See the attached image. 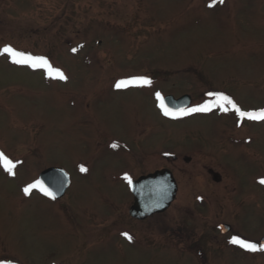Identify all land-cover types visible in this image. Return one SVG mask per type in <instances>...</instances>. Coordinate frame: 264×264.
<instances>
[{"label": "rangeland", "instance_id": "374dc122", "mask_svg": "<svg viewBox=\"0 0 264 264\" xmlns=\"http://www.w3.org/2000/svg\"><path fill=\"white\" fill-rule=\"evenodd\" d=\"M209 2L0 0V49L67 77L0 55V152L16 164L14 176L0 166V264H196L187 246H219V221L264 237V122L216 107L172 120L156 98L189 95L190 110L222 93L264 109V0ZM134 77L151 85L115 88ZM50 167L70 176L64 199L25 195ZM162 169L175 201L132 219L129 180Z\"/></svg>", "mask_w": 264, "mask_h": 264}, {"label": "snow or ice", "instance_id": "6c2138e0", "mask_svg": "<svg viewBox=\"0 0 264 264\" xmlns=\"http://www.w3.org/2000/svg\"><path fill=\"white\" fill-rule=\"evenodd\" d=\"M219 4H223L224 0H210L208 3L209 8H213ZM73 51H76L73 49ZM0 55H7L13 64L17 65H24L31 67L33 69L36 68H43L48 73L49 77L52 79H59V80H66L67 77L64 75L62 71L59 69H53L49 61L44 57L33 56L30 54H26L21 51H17L11 46H5L3 49H0ZM150 86L151 81L145 77H134L128 80H119L115 83V88L120 90L127 88L128 86ZM208 96L211 98L209 102L204 104L198 105L195 108L190 110H184L182 114L187 115L191 112H210L213 110L214 107L221 109L224 112H227L229 108L236 114V116L241 120H249V121H257V122H264V109L255 110V111H245L242 110L236 103L228 96L222 93H208ZM157 100L160 101V106L165 115H175L174 112L169 110L167 106L164 104V100L161 97L160 93H156ZM113 148L117 147V145L113 144ZM0 166L3 167L4 171L7 172L9 175H15L14 169L16 164L10 160L7 156L4 155L3 152H0ZM80 170L82 172L87 171L84 166H81ZM125 179H128L126 176ZM129 183L131 181L129 180ZM259 183L264 185V179L259 180ZM34 189L40 191L45 196L50 197L51 199H55V193L50 190L48 186L41 180H36L33 183L28 184L24 187L23 191L25 195H29ZM127 239L131 241L132 237L129 236L127 233L123 234ZM229 243L233 245H237L241 249L249 252H264V243H255L245 241L239 237L233 236Z\"/></svg>", "mask_w": 264, "mask_h": 264}, {"label": "water", "instance_id": "95a60500", "mask_svg": "<svg viewBox=\"0 0 264 264\" xmlns=\"http://www.w3.org/2000/svg\"><path fill=\"white\" fill-rule=\"evenodd\" d=\"M163 100L167 108L175 113V115H167L172 120L176 119L192 104L189 95L180 98L168 95ZM38 180L43 181L55 193V200L63 198L71 184L67 172L56 167L41 172ZM177 190L176 180L168 169L138 178L130 185L134 204L129 210V215L138 221H142L153 215L164 213L176 199ZM261 243H264V238Z\"/></svg>", "mask_w": 264, "mask_h": 264}, {"label": "flooded vegetation", "instance_id": "af4514ba", "mask_svg": "<svg viewBox=\"0 0 264 264\" xmlns=\"http://www.w3.org/2000/svg\"><path fill=\"white\" fill-rule=\"evenodd\" d=\"M50 168H52V167H50ZM156 171H154V172H156ZM149 174H151V173H149ZM145 175H148V174H144L143 176H145ZM138 178H140V177H138ZM137 179L133 180V182L136 181ZM214 179H215V181L219 180L218 176L215 174H214ZM70 181H71V179H70ZM130 185L131 184H129V188H130ZM70 186H71V184H70ZM177 193H178V190H177ZM64 197L59 199V200H63ZM132 198H133V204H134L133 195H132ZM133 204H132V206H133ZM132 219H134V218H132ZM213 227H214V231L216 233L214 235V239H212L211 242H215V239H216V241L219 242V246L214 245L212 243L210 244L209 241H207V243L205 244V242H200V240H198V239L195 240V242L193 244L190 243L191 245L189 244L187 246V252H190L191 255H193L191 257L195 258V261L197 262L196 264H225L226 260H232V262H237V260L239 258L241 259V257H244V256L250 257L249 258L250 264H258L259 257L256 255V253L258 251L257 252L245 251V250L241 249L240 247H238L237 245H233V244L229 243V241L232 239L233 236H236V237H239L241 239H244L245 241L261 243V241L264 237L260 238L259 240L249 239L248 237H246L244 235L238 234L235 230V227H233L231 224H228V223L222 222V221L216 222L215 224H213ZM205 246H208V248H210V249H208V250L205 249ZM227 256L229 258H226Z\"/></svg>", "mask_w": 264, "mask_h": 264}]
</instances>
